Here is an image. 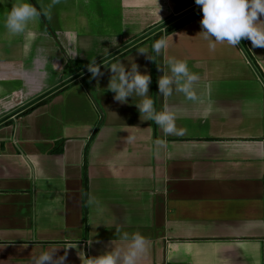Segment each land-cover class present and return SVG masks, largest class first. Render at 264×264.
Here are the masks:
<instances>
[{
    "label": "crops",
    "instance_id": "obj_1",
    "mask_svg": "<svg viewBox=\"0 0 264 264\" xmlns=\"http://www.w3.org/2000/svg\"><path fill=\"white\" fill-rule=\"evenodd\" d=\"M18 2L0 0V118L188 8L24 0L41 15L9 36L3 17ZM201 16L164 34L159 56L148 39L0 124V264L50 248L65 264H92L125 246L117 227L145 238L137 264H264V86L239 46L209 49ZM240 45L264 81V48ZM168 57L199 77L195 101L158 92ZM118 61L150 75L148 96L175 114L177 133L142 121L139 98L114 101L106 66Z\"/></svg>",
    "mask_w": 264,
    "mask_h": 264
},
{
    "label": "clouds",
    "instance_id": "obj_2",
    "mask_svg": "<svg viewBox=\"0 0 264 264\" xmlns=\"http://www.w3.org/2000/svg\"><path fill=\"white\" fill-rule=\"evenodd\" d=\"M59 0H51L49 10ZM199 6L202 16L200 18L201 33L208 40L209 49H214L216 43L227 42L237 47L241 40H248L253 48H264V0H194ZM44 14H47L45 12ZM39 12L30 3L19 0L9 8L3 17V27L9 36L22 34L30 22L36 21ZM215 41V43H213ZM167 47L164 38H160L151 45L152 51L159 56ZM153 61L146 48L137 49ZM111 76L107 89L113 93V99L121 104L128 103V98H139L134 103L142 121H152L167 135L177 133L175 126L176 116L167 109L157 111L153 100L148 96L150 75L138 70L137 64L131 63L125 67L121 61L106 66ZM161 75L157 78V89L162 96H170L173 91L181 93L187 100L195 101L197 96L194 83L199 77L188 69L187 63L175 57H168L164 66H158ZM166 67V71H165ZM86 70L92 78L103 75L101 66L93 59ZM120 240L126 242L124 247L111 248L93 258L92 264H137V260L146 251V240L138 232L129 234L122 232L119 227L115 229ZM65 249L67 247H64ZM58 248H50L31 257L30 264H65L64 255H56Z\"/></svg>",
    "mask_w": 264,
    "mask_h": 264
},
{
    "label": "water",
    "instance_id": "obj_3",
    "mask_svg": "<svg viewBox=\"0 0 264 264\" xmlns=\"http://www.w3.org/2000/svg\"><path fill=\"white\" fill-rule=\"evenodd\" d=\"M199 9V6L196 4H193L192 6L188 7L187 9L171 16L170 18L164 20L163 22L157 24L156 26H154L153 28H151L150 30L144 32L143 34H141L140 36H138L137 38L131 40L130 42L126 43L125 45H123L122 47H120L119 49L115 50L114 52L106 55L105 57L99 59L96 61L97 65H103L104 63L108 62L110 59L114 58L115 56L121 54L122 52L126 51L127 49L135 46L136 44L140 43L141 41L147 39L148 37L152 36L153 34H155L156 32L164 29L165 27L169 26L170 24L174 23L175 21H177L178 19H180L181 17L191 13L192 11ZM240 50L242 51L243 55L245 56V58L248 60V62L250 63L252 69L254 70V72L256 73L258 79L260 80V82L262 83V85L264 86V81L261 78V76L259 75V73L256 71L255 67L253 66V64L251 63L250 59L247 57L246 53L244 52V50L242 49L241 45H238ZM88 72L86 70V67H84L83 69H81L80 71L76 72L75 74H73L72 76L66 78L65 80H63L62 82H60L59 84H57L56 86L50 88L49 90L43 92L42 94H40L39 96L33 98L32 100L28 101L26 104L20 106L19 108L15 109L14 111L6 114L5 116H3L2 118H0V124L3 123L4 121L14 117L15 115L19 114L20 112L24 111L25 109L29 108L30 106L34 105L35 103H37L38 101L46 98L47 96H49L50 94L56 92L57 90L61 89L62 87L66 86L67 84L81 78L82 76L86 75Z\"/></svg>",
    "mask_w": 264,
    "mask_h": 264
},
{
    "label": "trees",
    "instance_id": "obj_4",
    "mask_svg": "<svg viewBox=\"0 0 264 264\" xmlns=\"http://www.w3.org/2000/svg\"><path fill=\"white\" fill-rule=\"evenodd\" d=\"M194 3V0H177V5H178V8H181V9H184V8H187V7H190L192 6ZM181 9H178L177 12ZM200 15H202L201 11H200V8L199 9H196L194 11H192L191 13L181 17L180 19H178L177 21H175L174 23H172L171 25L165 27L164 29L156 32L155 34H153L152 36L148 37L147 39L141 41L140 43H143L145 41H147L148 39H153V42L162 38L164 34H167L169 33L174 27H177L178 25H181V24H185L189 21H192L193 19L199 17ZM139 44V43H138ZM137 45V44H136ZM135 45V46H136ZM133 46V47H135ZM131 47V48H133ZM129 48V49H131ZM128 49V50H129ZM127 51V50H126ZM126 51L122 52L121 54L115 56L114 58H112L111 60L115 59V58H118L119 56H121L122 54H124ZM110 62V60L108 61ZM106 62V63H108ZM102 66V65H101ZM64 70L67 72L66 74L70 73L69 75H72L73 74V69L71 67V62H67L66 65H65V68ZM88 74V73H87ZM80 79V78H79ZM73 83V82H72ZM70 84V83H69ZM68 85V84H67ZM45 101V98L38 101L37 103H35L34 105L30 106L29 108L25 109L24 111H22L21 113H19L18 115L22 114V113H26V112H29L33 107H35L36 105H39L41 103H43ZM17 115V116H18ZM7 122V121H6ZM61 145V141L58 142L56 144V148L52 149V151H55L58 149L57 146H60Z\"/></svg>",
    "mask_w": 264,
    "mask_h": 264
},
{
    "label": "rangeland",
    "instance_id": "obj_5",
    "mask_svg": "<svg viewBox=\"0 0 264 264\" xmlns=\"http://www.w3.org/2000/svg\"><path fill=\"white\" fill-rule=\"evenodd\" d=\"M144 43V42H143ZM140 44H142V43H139V44H137V45H140ZM78 65V64H77ZM71 66H72V64H71ZM67 73V72H66ZM66 75V74H65Z\"/></svg>",
    "mask_w": 264,
    "mask_h": 264
}]
</instances>
